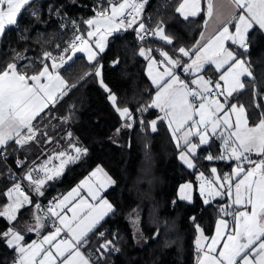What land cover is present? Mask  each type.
Wrapping results in <instances>:
<instances>
[{
  "label": "snow or ice",
  "instance_id": "6c2138e0",
  "mask_svg": "<svg viewBox=\"0 0 264 264\" xmlns=\"http://www.w3.org/2000/svg\"><path fill=\"white\" fill-rule=\"evenodd\" d=\"M146 3L147 0H102L94 9V17L83 21L90 29L86 34L88 39L84 34L74 35L58 57L44 52L39 70L33 69L31 74L28 71L31 65L20 69L16 62H9L0 69V159H6L9 142L23 148L36 141L38 134L46 137L45 143L52 142L53 138L46 131H41L34 121L49 105H55L68 90L75 87L59 70L77 52L87 53L89 62L96 61L99 53L105 50L108 36L122 29H133L140 41L152 36L168 45L173 44L174 38L166 34L163 21L149 29L141 19ZM205 3L207 19L203 27L206 29L210 20L216 25L209 38L205 39L204 32H201L194 45L190 48L181 46L172 55L161 49H139V55L149 61L148 76L156 91L150 103L140 106L136 112L143 114L149 109H158L162 115L151 121L139 118L138 122L142 128L146 126L152 132L158 130V123L167 122L166 126L179 150L178 159L189 169L195 167L193 159L198 148L209 145L216 137L222 141L221 155L209 153L204 159L209 162L230 160L236 162V166L231 173L223 175L212 167L211 178L200 172L197 179L201 181L199 194L204 204H211L217 197H226L229 203L219 207L221 218L216 220L211 237L206 236L200 225L195 223V217L191 218L198 233L195 238L197 264H264V107L255 101L258 93L254 90V107L260 114L255 123H250L245 106L232 103L234 94L247 87L242 78L253 77L248 59L250 34L254 30L264 33V0H205ZM32 4L33 0H0V37L9 26L18 24V18ZM56 11L59 14V9ZM175 11L185 20L196 17L203 11L201 0H182ZM30 14L37 15L34 9ZM72 23L75 25L76 22ZM134 25L137 27L134 28ZM93 38L94 43H90ZM228 43L235 46V50L230 49ZM153 51L158 52L162 59L157 60L152 55ZM68 52L73 55L65 56ZM182 57H189L190 62H182ZM212 65L217 73L215 80L202 74L206 66ZM102 67L97 65L94 71L85 73L81 79L86 76L97 78L99 87L105 91L108 101L123 121L115 131L119 133L123 128L131 129L137 117L130 107L119 105L117 96L104 82ZM154 67L157 68L155 75L152 71ZM180 68L195 78L181 79L177 74ZM57 119L67 122L71 116ZM72 137V132L66 133L69 141ZM194 139L198 143H194ZM69 149L71 152L61 151L55 157H49L44 164L29 168L21 180H27L29 188L42 197V189L49 181L60 177L67 165L87 153L86 148L71 142ZM253 152L261 157L258 161L248 155ZM52 159L60 161L55 168L49 167ZM16 163L17 167H21L25 161L18 159ZM34 172H42L43 176L34 178ZM90 177L97 178L95 185L89 184L87 179L82 181L67 196L49 201L43 215L38 214L42 210L41 204L35 203L25 193L21 182L13 183L0 193L8 201L0 205V217L5 218L9 225L0 231V242L14 251L12 264H102L107 251L119 250L112 240H104L96 248L98 255L95 258L93 254L86 255L82 251L91 243L90 234H95L98 239L105 237V232L95 230L113 211V205L103 198L101 192L114 181L99 165ZM83 186L88 187V195L94 203L81 198L79 204L69 206V201L74 195L79 196V189ZM192 187L190 182L181 184L179 199L191 201ZM26 206L34 207L32 216L35 224L25 226L24 232L40 233L46 229V221L51 220L52 230L39 241L25 243V235L16 227L19 212ZM228 216L232 217L231 228L224 218Z\"/></svg>",
  "mask_w": 264,
  "mask_h": 264
},
{
  "label": "trees",
  "instance_id": "16d2710c",
  "mask_svg": "<svg viewBox=\"0 0 264 264\" xmlns=\"http://www.w3.org/2000/svg\"><path fill=\"white\" fill-rule=\"evenodd\" d=\"M101 2L102 0H33V4L18 18V24L9 26L0 37V69L9 62H16L20 69L31 65L28 69L30 74L33 69L39 70L44 52H51L58 57L64 47L71 43L74 35L78 34L71 18L80 20V28L87 34L83 21L94 16L95 7ZM181 2L182 0H149L146 7L151 18L149 26L154 27L163 21L166 34L174 38L171 45L158 38H150L147 44L162 46L170 55L181 46L190 48L194 45L205 20L204 9L198 16L185 20L175 11ZM33 9L36 16L30 14ZM57 9L62 12L63 23L52 15ZM65 14L68 18H65ZM250 40L248 59L253 77L240 93H244L241 101L247 108L245 98L251 100L249 94L253 89L264 92V33L254 30L250 34ZM141 47L145 45L140 43L135 33L120 30L109 36L106 49L99 53L96 61L89 62L86 55L76 53L60 69L62 76L75 87L68 90L55 105H49L41 117L34 121L41 131H46L53 138L52 142L45 143L46 137L38 134L36 141L23 148L9 142L7 149L12 157L17 155L20 160L25 161L21 167L22 175L29 168L44 164L49 157H55L61 151L71 152L70 142L87 149V153L78 161L65 167L60 177L43 187L44 195L39 197L44 200L62 197L98 165L106 169L114 181L106 196L115 209L95 230L105 232V237L98 239L95 234H90L91 243L87 250L94 256L98 255L96 248L104 240H112L114 247L119 250L116 253L107 251V261L102 264L111 260L115 264H196L195 238L198 233L191 218L195 217V223L210 235L214 230V221L221 215L219 207L228 200L226 197H218L211 204H204L197 188V175L201 171L210 174L212 167L226 171L233 166V162H209L204 159L209 153L219 156L220 140L216 137L209 145L198 149L195 167L189 169L178 159L179 150L166 126L167 122L158 123L156 132L146 126L141 127L139 118L151 121L159 115L157 109H149L143 114L136 112L140 106L150 103L156 91L148 76V60L139 55ZM188 59L189 57H182V62L185 63ZM97 65L103 66L104 82L117 96L119 105L130 107L137 117V122L131 129L123 128L117 133L115 130L123 121L114 111L105 91L99 87L97 78L86 76L81 79L85 73L94 71ZM248 109L255 115L259 112L254 107V102L252 108ZM69 115L71 119L67 122L57 119ZM69 131L73 133L71 141L66 138ZM52 160L54 167L59 165L58 159ZM42 176V172L33 173L34 178ZM184 182L195 185L191 201L180 200L178 197L179 186ZM13 183L15 181L7 167L0 163V193ZM27 183L29 184L28 181ZM28 195L36 201L31 194ZM7 202L6 197L0 195V205ZM34 211V207L26 206L19 212L16 223V227L24 234H30L26 235L30 238L34 236V232H24L23 229L33 219ZM131 212L140 215L142 236L139 241L128 218ZM38 214L42 215L41 212ZM46 225L51 228L50 222L46 221ZM8 226L5 218L0 217V231ZM14 256V251L0 242V264H12Z\"/></svg>",
  "mask_w": 264,
  "mask_h": 264
},
{
  "label": "crops",
  "instance_id": "0c3cea01",
  "mask_svg": "<svg viewBox=\"0 0 264 264\" xmlns=\"http://www.w3.org/2000/svg\"><path fill=\"white\" fill-rule=\"evenodd\" d=\"M202 3H204V5L206 6V3H205V0H201V4ZM207 19V16H206V10H205V20ZM204 20V21H205ZM204 25V24H203ZM216 27V25H215V23L213 22V21H209V23H208V27L205 29L204 27L202 28V30H201V32H204V36H205V39H207V38H209L212 34H213V29ZM87 31H88V29H87ZM201 32H200V34H201ZM200 34H199V37H198V39L197 40H199L200 39ZM107 44V43H106ZM227 46L230 48V49H232V50H235V46H233V45H231L230 43H228L227 44ZM143 48H145V47H143ZM146 49V48H145ZM77 53H83L84 55H86V57H87V53H84V52H77ZM69 56H72V53H70V55ZM154 56V55H153ZM93 62V61H92ZM190 62V59H188L185 63H189ZM49 63H50V61H49ZM148 63H149V61H148ZM158 67V66H157ZM156 70H157V68L156 67H154L153 69H152V71H153V75H155V72H156ZM160 70H162V69H160ZM181 70H183L182 68L181 69H178L177 70V74L178 75H180V77H181V79H184V80H191V79H194L195 77L194 76H192V75H190V74H188V73H183V74H181ZM148 71H149V68H148ZM206 78H208V77H211L213 80H215V79H217V73L214 71V65H212V66H206V68H205V70L203 71V73H202ZM252 78V77H251ZM251 78H242V80H243V82L247 85V83L250 81V79ZM193 87H195V86H193ZM255 89H253L252 90V92H251V95L249 94V96H251V100L248 98V97H246L245 98V102H247V104H248V108H252V103L254 102V97H253V91H254ZM242 91V90H241ZM241 91H239V92H237V93H235L234 94V98H232V103H237L238 105L239 104H243L244 106H245V108L247 109V111H248V113H249V118H250V123H255L257 120H258V118H259V112L257 113V115H255L254 113H250V111H249V109L247 108V106L241 101V98H242V95L244 94H240L241 93ZM257 93H258V95L255 97V101L256 102H258V103H260L261 105H262V107H264V99H261V96H264V92L260 89V90H258V89H256L255 90ZM218 138V137H217ZM220 140V139H219ZM193 142L194 143H198V140L197 139H194L193 140ZM221 145H222V141L220 140L219 141V155H221V152H222V148H221ZM199 149V148H198ZM197 154H198V150H197ZM196 154V155H197ZM250 154H254V155H257L255 152H253V153H250ZM196 157V156H195ZM221 161H224V162H227V163H229V162H233V166H231V168H227V170L226 171H224V170H219L218 169V172H220V174L221 175H223L224 173H231V171H232V169L236 166V162H234V161H230V160H221ZM193 162H195L196 163V161H195V158L193 159ZM101 167V166H100ZM103 168V167H102ZM96 169V167L94 168V169H92L91 171H90V173L91 172H93L94 170ZM104 169V168H103ZM104 172H106L107 173V171H106V169H104ZM222 172V173H221ZM90 173L87 175V176H85L81 181H79V183L78 184H76L73 188H76L78 185H80L81 184V182L82 181H85L86 179L88 180V183L89 184H92V185H95L96 183H97V178H95V177H90ZM108 174V173H107ZM205 174V177H211V173L210 174H206V173H204ZM108 176H109V174H108ZM112 179V178H111ZM113 180V179H112ZM113 185V183L112 184H110V185H108L105 189H103L102 190V192H101V195L103 196V198L104 199H107L112 205H113V203L111 202V200L106 196V192L108 191V189L111 187ZM73 188H71L70 190H68L61 198H63L64 196H67L68 195V193L69 192H71L72 191V189ZM81 198H83V199H86V200H88V202L89 203H94L92 200H91V198L89 197V195H88V187L87 186H83V187H81L80 189H79V196H73L72 197V199L69 201V206H72V205H75V204H79V202H80V200H81ZM218 198V197H217ZM216 199V198H215ZM227 203H229V201L227 200L226 201V203H224V204H221V205H226ZM115 209V207H114V205H113V210ZM113 212V211H112ZM111 212V213H112ZM111 213H109V214H111ZM108 214V215H109ZM68 215L69 216H71V212H68ZM107 215V216H108ZM107 216H105V218L107 217ZM104 218V219H105ZM218 218H221V215L220 216H218L217 218H216V220L218 219ZM225 219H227L228 221H229V227L231 228L232 226H233V222H232V217H230V216H228V217H224ZM216 220L214 221V230H213V232L210 234V235H207L206 233H204L206 236H209V237H211L212 235H214V232H215V222H216ZM103 221V220H102ZM101 221V222H102ZM34 223H35V221H34ZM50 230H52L51 228L49 229L48 227H46V229H44V230H42L43 232H44V235L45 234H47V232L48 231H50ZM87 255V254H86ZM198 255V254H197ZM196 264H197V262H196Z\"/></svg>",
  "mask_w": 264,
  "mask_h": 264
},
{
  "label": "built area",
  "instance_id": "2783aa9c",
  "mask_svg": "<svg viewBox=\"0 0 264 264\" xmlns=\"http://www.w3.org/2000/svg\"><path fill=\"white\" fill-rule=\"evenodd\" d=\"M52 15L55 16V17H57L60 20V22H61V18H62V12L61 11H59V14H57V11H55ZM141 19L143 20V22L146 24V26L149 29H152V28H155L156 27V26H154V27H150L149 26V23L151 22V18L149 16V13L146 12L143 16H141ZM73 21L76 22L74 26L77 28V33L84 34L83 31L80 28L81 21L78 20V19H73ZM138 23H139V21H138ZM133 27L135 28V27H137V25H134ZM122 30H124V29H122ZM126 30L127 31H130V32H133V33L136 34V32L133 29H126ZM84 36H85V34H84ZM150 38H155V37L148 36L144 41H140V40L139 41H140L141 44H144L147 49L148 48H152V49H161V50L165 51V49L162 46H159L158 47V46H153L152 44L151 45L150 44H147V42H148V40ZM85 39H86V36H85ZM62 52H63V50H62ZM70 53L71 52L65 53V56H69ZM152 55H154V57L157 60L162 59V57H160L159 56V53L156 52V51H153ZM183 73H184V71L182 70L181 71V74H183ZM60 74H61V72H60ZM6 153H7L6 159H0V163H4L8 167V170L11 173V175L13 177H16L18 175V173H19V167H17V163H16V161L18 160V156L16 155L15 157H12L7 148H6ZM248 155L250 156V158L252 160H256V161H258L261 158L258 155H254V154H250V153ZM82 251H84V250L82 249ZM86 254H88V253H86Z\"/></svg>",
  "mask_w": 264,
  "mask_h": 264
},
{
  "label": "rangeland",
  "instance_id": "374dc122",
  "mask_svg": "<svg viewBox=\"0 0 264 264\" xmlns=\"http://www.w3.org/2000/svg\"><path fill=\"white\" fill-rule=\"evenodd\" d=\"M148 1L149 0H147V3L145 4V7H144V9H143V12L141 13V16H143L145 13H146V7H147V4H148ZM201 7H202V9H204V10H206V6L205 5H203V3L201 4ZM94 16H92V17H90V18H88V19H91V18H93ZM87 20V19H86ZM85 26H86V29H88V31L90 30L89 29V27L85 24ZM87 31V32H88ZM85 36H86V39H88V37H87V35L85 34ZM94 39L95 38H93L91 41H90V43H94ZM108 39H109V36H108V38H107V41H106V43H108ZM106 46H107V44H106ZM106 46H105V49H106ZM181 69V68H180ZM182 71V70H181ZM61 75H62V73H61ZM158 110V109H157ZM158 112H159V110H158ZM159 115H162L161 113H159ZM156 118V117H155ZM154 119V118H153ZM57 139H61L62 140V138L61 137H57ZM65 143V140H63V144ZM194 163V165L196 164L195 162H193ZM58 166V165H57ZM55 168V167H54ZM202 172V171H201ZM200 173V172H199ZM199 173H198V175H197V177L199 176ZM220 173V172H219ZM222 173V172H221ZM207 178H209V177H207ZM211 178V177H210ZM184 183H188V182H184ZM184 183H182V184H184ZM191 183V182H190ZM201 183V181L200 180H198L197 179V188H198V191H199V184ZM192 184V189H190V193H191V196H192V200H193V197H194V191H195V185L193 184V183H191ZM128 218H129V221H130V223H131V225L133 226V228H134V232H135V235L137 236L136 238H137V241H139L140 240V238H141V236H142V229H141V222H140V215L137 213V212H131L129 215H128ZM34 222V219H32L29 223H28V226H34V224L35 223H33ZM22 234H24L23 232H22ZM25 235V243H31L33 240H36V241H39L41 238H42V236L44 235V232L41 230V232L40 233H37V232H34V236H31V238L30 237H28L30 234H28V233H25L24 234ZM26 235H28V236H26Z\"/></svg>",
  "mask_w": 264,
  "mask_h": 264
},
{
  "label": "bare ground",
  "instance_id": "6f19581e",
  "mask_svg": "<svg viewBox=\"0 0 264 264\" xmlns=\"http://www.w3.org/2000/svg\"><path fill=\"white\" fill-rule=\"evenodd\" d=\"M64 16H65V18H68V15L67 14H65ZM73 19H75V18H71L72 22H73ZM61 20H62V23H63V19L62 18H61ZM78 34H80V33H78ZM18 159L20 160V158H18ZM54 166H55V164H54V161L52 160L51 164H49V167L54 168ZM21 167H19V173H18V175L16 177H13L11 175V173L9 172V170H8V172L10 173L11 177L13 178V180L15 182H21L22 183V186H23L24 191H25L26 194H31L36 199L35 203L41 204L42 210L40 212L43 215V210L47 208L49 201H54V200H52V199H46V200H44V199L40 198L39 196H37L35 194V192L32 191L31 188H29V186H28L29 184L27 183V181L26 180H21V177L23 176L22 173H21ZM7 169H8V167H7ZM59 198H61V197H59ZM48 222L51 223V220H48ZM87 247H88V245L85 248H83V250L86 253L89 254L90 252H88ZM114 252L116 253L117 251H114ZM91 254H93V253H91ZM105 256L106 257L104 258V261L103 262H106L107 261V255L105 254ZM93 257L95 258L94 254H93ZM106 264H115V261L114 260H111V261L107 262Z\"/></svg>",
  "mask_w": 264,
  "mask_h": 264
}]
</instances>
